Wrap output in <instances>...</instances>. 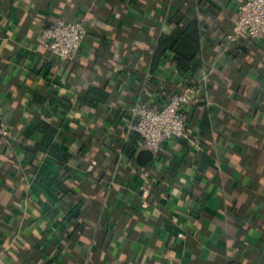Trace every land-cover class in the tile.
<instances>
[{"label": "crops", "instance_id": "1", "mask_svg": "<svg viewBox=\"0 0 264 264\" xmlns=\"http://www.w3.org/2000/svg\"><path fill=\"white\" fill-rule=\"evenodd\" d=\"M242 1L0 0V264H264V40L228 42ZM173 7L201 25L196 75L152 64ZM57 18L86 27L72 59L40 45ZM183 85L194 144L139 164L133 106ZM91 86L110 100L80 104ZM39 118L59 155L23 135Z\"/></svg>", "mask_w": 264, "mask_h": 264}, {"label": "built area", "instance_id": "2", "mask_svg": "<svg viewBox=\"0 0 264 264\" xmlns=\"http://www.w3.org/2000/svg\"><path fill=\"white\" fill-rule=\"evenodd\" d=\"M228 42H237L241 37L264 40V0H243L234 20ZM86 36V27L81 21L57 18L41 31L40 45L60 59H72ZM193 87L183 85L173 92L160 107L151 106L143 100L132 108V121L128 127L139 134L140 149L157 154L167 142L182 139L194 144L192 128L188 123L190 96ZM9 135V127L3 121L0 106V139Z\"/></svg>", "mask_w": 264, "mask_h": 264}, {"label": "trees", "instance_id": "3", "mask_svg": "<svg viewBox=\"0 0 264 264\" xmlns=\"http://www.w3.org/2000/svg\"><path fill=\"white\" fill-rule=\"evenodd\" d=\"M174 1L180 2V0ZM169 18L174 22L173 28L169 33H162L157 38L152 54V64L155 67L157 62L166 56L167 52H171L173 54V62L179 71L185 74L196 75L201 68L198 45L200 44L202 28L199 20L194 10L188 9L187 11H182L178 7L171 9ZM110 97V94L104 88L91 86L77 98V101L80 104L96 107L109 101ZM188 123L191 126L190 113L188 115ZM203 124H207L206 119L203 120ZM133 133V139L136 140L138 138L140 140L139 134ZM55 134L56 128L54 124L47 122L43 118H39L36 123L29 124L23 132L25 137H38L35 146L36 150L59 155L57 147L53 144ZM60 156H63V154ZM206 158L203 155L201 163ZM210 162V160L207 161L208 164Z\"/></svg>", "mask_w": 264, "mask_h": 264}, {"label": "water", "instance_id": "4", "mask_svg": "<svg viewBox=\"0 0 264 264\" xmlns=\"http://www.w3.org/2000/svg\"><path fill=\"white\" fill-rule=\"evenodd\" d=\"M152 153L148 149H142L137 154V162L141 165H144L152 158Z\"/></svg>", "mask_w": 264, "mask_h": 264}]
</instances>
